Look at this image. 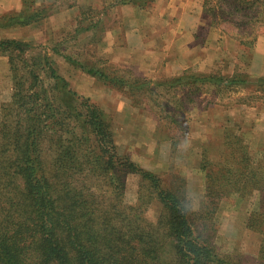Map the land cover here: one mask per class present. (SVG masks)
Returning <instances> with one entry per match:
<instances>
[{
  "label": "trees",
  "instance_id": "trees-1",
  "mask_svg": "<svg viewBox=\"0 0 264 264\" xmlns=\"http://www.w3.org/2000/svg\"><path fill=\"white\" fill-rule=\"evenodd\" d=\"M129 2L144 7L142 0ZM216 8L208 9L212 22L239 45L252 47L264 33V0H218ZM47 16L44 10L1 16L0 29ZM29 46L0 40L13 79L12 100L0 115V264H243L220 255L213 243V218L231 194L256 198L246 227L261 235L258 264H264V154L255 159L247 145L223 141L218 169L203 165L205 201L193 211L184 189L163 187L159 177L117 151L104 111L70 89L46 56L52 83L42 82L34 58H26ZM84 71L112 82L96 68ZM257 81L264 84V77ZM246 83L184 72L157 85L195 94L207 84L224 93ZM129 174L144 183L135 205L124 202ZM153 201L161 205L156 221L146 216Z\"/></svg>",
  "mask_w": 264,
  "mask_h": 264
},
{
  "label": "rangeland",
  "instance_id": "rangeland-1",
  "mask_svg": "<svg viewBox=\"0 0 264 264\" xmlns=\"http://www.w3.org/2000/svg\"><path fill=\"white\" fill-rule=\"evenodd\" d=\"M123 1L130 3L129 0H34V5L29 8L27 3L30 4L31 0H0V17L20 11L32 13L33 10H44V14L49 15L29 26L0 29V40L28 42L30 46L26 58L29 61L34 58L37 64L35 71L47 86L52 80L42 60L48 57L67 80L70 89L89 98L104 111L117 151L143 170L159 177L163 187L184 189L193 211H197L205 201L203 165L213 164L218 169L222 164L223 141L247 145L255 153V159L264 154V148H253L251 144V129L260 124H256L254 112H248L247 116H243L244 120H229V113L224 111L236 104L264 105V84L257 81L259 77H264V42L256 52L258 38L264 33L258 36L252 47L241 46L212 22L208 9L209 6L216 8L218 0H207L209 4L206 7L203 6L204 0H197L203 8L205 26L220 29L221 35L233 39L234 44L210 37L207 44L220 48L222 55L214 65L208 61L211 66H206V69L200 66L181 73L172 70L169 73L163 64L159 65L156 74L147 75L138 66L132 68L131 63L110 61L98 50L97 45L106 30L117 22L113 10ZM153 1L142 0L144 7L137 15L142 18L153 15ZM215 11H219L218 8ZM202 31L201 39L205 27ZM232 31L240 33L236 28ZM239 35L244 34L241 32ZM67 58L80 63L84 70L96 68L105 72L112 82L86 73ZM8 60V56L0 54V115L2 106L12 100L13 79ZM16 64L21 65L18 60ZM184 72L226 78L236 76L248 80V83L237 84L224 93H217L214 86L207 84L195 94L180 86L166 91L157 85ZM214 106L221 107V110L213 109ZM261 144H264V139ZM143 185L138 174L127 175L124 202L137 204L139 191L145 192ZM227 198L220 202L213 218V243L220 255H231L243 264H258L261 235L246 227L256 198H241L236 194ZM160 211L161 205L153 201L146 216L156 221Z\"/></svg>",
  "mask_w": 264,
  "mask_h": 264
},
{
  "label": "crops",
  "instance_id": "crops-1",
  "mask_svg": "<svg viewBox=\"0 0 264 264\" xmlns=\"http://www.w3.org/2000/svg\"><path fill=\"white\" fill-rule=\"evenodd\" d=\"M198 1L154 0L153 15L149 14L145 18L137 15L142 12L137 5L120 4L112 13H115L114 18L117 22L106 30L102 41L97 45L98 50L110 61L119 64L131 63L132 68L138 66L139 70L147 75L156 74L159 65L163 64L165 71L169 73L183 72L191 67L202 66L201 68L206 69L208 66L209 68L211 65L208 61L214 65L222 56L220 48H215L214 44H207L210 37H213V40L224 39L227 43L234 44V41L222 36L220 29H211L210 25L205 26L203 8ZM51 18L52 23L53 17ZM203 27H205L203 33L205 42L199 38ZM263 40L264 35H260L256 52L258 47L260 50ZM220 108L213 107L215 110H221ZM224 111L229 113V120H244L243 116L253 111L256 124L259 122L261 125L251 129V144L253 148L260 150L264 148V144H261V140L264 139V105L236 104Z\"/></svg>",
  "mask_w": 264,
  "mask_h": 264
}]
</instances>
